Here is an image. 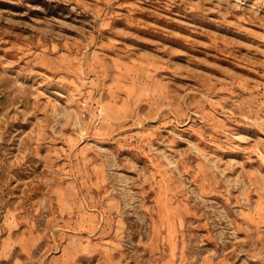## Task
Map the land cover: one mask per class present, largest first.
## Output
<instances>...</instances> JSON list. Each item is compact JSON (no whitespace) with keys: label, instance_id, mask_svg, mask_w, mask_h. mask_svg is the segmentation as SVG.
<instances>
[{"label":"rangeland","instance_id":"1","mask_svg":"<svg viewBox=\"0 0 264 264\" xmlns=\"http://www.w3.org/2000/svg\"><path fill=\"white\" fill-rule=\"evenodd\" d=\"M0 264H264V0H0Z\"/></svg>","mask_w":264,"mask_h":264}]
</instances>
